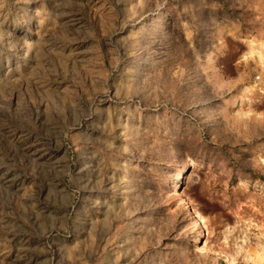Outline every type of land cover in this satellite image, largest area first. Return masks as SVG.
<instances>
[{
	"label": "rangeland",
	"instance_id": "374dc122",
	"mask_svg": "<svg viewBox=\"0 0 264 264\" xmlns=\"http://www.w3.org/2000/svg\"><path fill=\"white\" fill-rule=\"evenodd\" d=\"M261 40L264 0H0V264H264Z\"/></svg>",
	"mask_w": 264,
	"mask_h": 264
},
{
	"label": "built area",
	"instance_id": "2783aa9c",
	"mask_svg": "<svg viewBox=\"0 0 264 264\" xmlns=\"http://www.w3.org/2000/svg\"><path fill=\"white\" fill-rule=\"evenodd\" d=\"M264 42V40H261ZM261 42H259L260 44ZM262 51L264 52V48L262 47ZM264 68V66H263ZM264 70V69H263ZM254 80L257 84H261V83H264V71L263 73H255L254 74Z\"/></svg>",
	"mask_w": 264,
	"mask_h": 264
},
{
	"label": "bare ground",
	"instance_id": "6f19581e",
	"mask_svg": "<svg viewBox=\"0 0 264 264\" xmlns=\"http://www.w3.org/2000/svg\"><path fill=\"white\" fill-rule=\"evenodd\" d=\"M260 44H261L262 47L264 48V42H261ZM255 51L257 52L258 50L255 49ZM256 52H254V53H256ZM258 53H259L261 56L264 57V52H262V51H258ZM193 215H194L195 217H197V213H196V212H193Z\"/></svg>",
	"mask_w": 264,
	"mask_h": 264
}]
</instances>
